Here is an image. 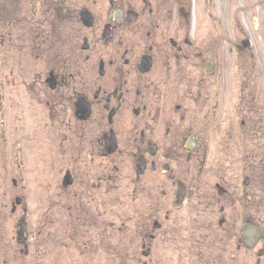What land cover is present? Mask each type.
Masks as SVG:
<instances>
[{
    "label": "flooded vegetation",
    "instance_id": "obj_1",
    "mask_svg": "<svg viewBox=\"0 0 264 264\" xmlns=\"http://www.w3.org/2000/svg\"><path fill=\"white\" fill-rule=\"evenodd\" d=\"M0 264H264V0H0Z\"/></svg>",
    "mask_w": 264,
    "mask_h": 264
},
{
    "label": "rangeland",
    "instance_id": "obj_2",
    "mask_svg": "<svg viewBox=\"0 0 264 264\" xmlns=\"http://www.w3.org/2000/svg\"><path fill=\"white\" fill-rule=\"evenodd\" d=\"M116 200H122V199H116ZM117 203V202H116Z\"/></svg>",
    "mask_w": 264,
    "mask_h": 264
}]
</instances>
